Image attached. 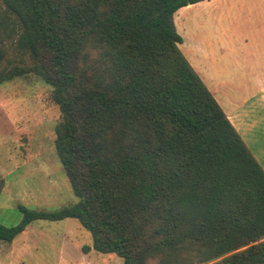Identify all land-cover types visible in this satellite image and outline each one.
<instances>
[{
    "label": "trees",
    "instance_id": "16d2710c",
    "mask_svg": "<svg viewBox=\"0 0 264 264\" xmlns=\"http://www.w3.org/2000/svg\"><path fill=\"white\" fill-rule=\"evenodd\" d=\"M203 0H0V84L35 74L75 205L18 204L11 243L75 219L123 264H264V170L179 49ZM3 181L0 180V193Z\"/></svg>",
    "mask_w": 264,
    "mask_h": 264
},
{
    "label": "rangeland",
    "instance_id": "374dc122",
    "mask_svg": "<svg viewBox=\"0 0 264 264\" xmlns=\"http://www.w3.org/2000/svg\"><path fill=\"white\" fill-rule=\"evenodd\" d=\"M257 2L262 5L256 7ZM173 20L182 37L179 49L192 66L197 61L209 74L223 72V80L235 81L238 64L229 51L243 49L248 52L249 68L264 72V0H203L194 7L180 8ZM262 78L264 75L259 85L264 83ZM50 92L43 78L35 74L0 84L3 226L17 224L18 204L52 210L80 201L56 155L54 129L60 112ZM24 232L15 245L0 242V264H123L114 254L85 252L83 247L91 246V236L75 219L36 221Z\"/></svg>",
    "mask_w": 264,
    "mask_h": 264
},
{
    "label": "crops",
    "instance_id": "0c3cea01",
    "mask_svg": "<svg viewBox=\"0 0 264 264\" xmlns=\"http://www.w3.org/2000/svg\"><path fill=\"white\" fill-rule=\"evenodd\" d=\"M194 5L186 7H194ZM258 5L262 4L259 2L255 3L256 7ZM188 49L189 53H191L190 55L193 56L190 48ZM232 51L229 52L234 53L235 62L238 64L237 79L235 81L223 80L220 75L223 72L209 74L208 70L205 67H201L197 61L194 62L195 66L188 62L212 93L228 120L264 170V83L259 85V79L261 80V75H264V72H259L258 69L260 68L254 65L256 63L254 60L251 64L256 69L249 68L246 59L248 52L246 50L236 49ZM189 53L187 52V54ZM196 65L202 70H198ZM14 241L11 243L13 244ZM12 258L14 257L12 256ZM18 258H15V261Z\"/></svg>",
    "mask_w": 264,
    "mask_h": 264
}]
</instances>
